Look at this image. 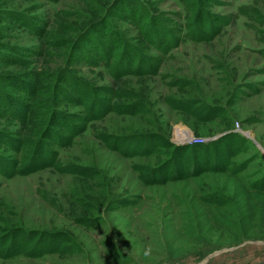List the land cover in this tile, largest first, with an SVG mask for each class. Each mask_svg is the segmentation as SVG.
Wrapping results in <instances>:
<instances>
[{
  "label": "rangeland",
  "instance_id": "1",
  "mask_svg": "<svg viewBox=\"0 0 264 264\" xmlns=\"http://www.w3.org/2000/svg\"><path fill=\"white\" fill-rule=\"evenodd\" d=\"M0 264H264V0H0Z\"/></svg>",
  "mask_w": 264,
  "mask_h": 264
},
{
  "label": "bare ground",
  "instance_id": "2",
  "mask_svg": "<svg viewBox=\"0 0 264 264\" xmlns=\"http://www.w3.org/2000/svg\"><path fill=\"white\" fill-rule=\"evenodd\" d=\"M245 134L247 135V132H245ZM250 137V136H249Z\"/></svg>",
  "mask_w": 264,
  "mask_h": 264
}]
</instances>
